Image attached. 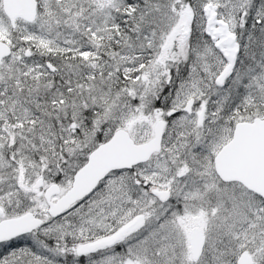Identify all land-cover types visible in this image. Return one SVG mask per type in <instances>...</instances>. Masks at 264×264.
<instances>
[{
	"label": "snow or ice",
	"instance_id": "1",
	"mask_svg": "<svg viewBox=\"0 0 264 264\" xmlns=\"http://www.w3.org/2000/svg\"><path fill=\"white\" fill-rule=\"evenodd\" d=\"M0 264H264V0H0Z\"/></svg>",
	"mask_w": 264,
	"mask_h": 264
}]
</instances>
